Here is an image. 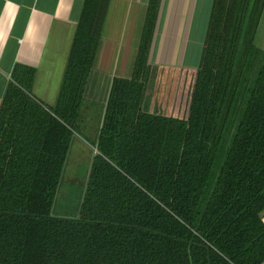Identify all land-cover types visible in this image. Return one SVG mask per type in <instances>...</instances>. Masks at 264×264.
Returning a JSON list of instances; mask_svg holds the SVG:
<instances>
[{"label":"trees","instance_id":"trees-1","mask_svg":"<svg viewBox=\"0 0 264 264\" xmlns=\"http://www.w3.org/2000/svg\"><path fill=\"white\" fill-rule=\"evenodd\" d=\"M160 1L148 0L131 76L112 78L74 215L52 208L110 0L83 1L53 105L32 93L35 67L13 65L0 101V264L264 262V0L212 1L183 117L145 108Z\"/></svg>","mask_w":264,"mask_h":264},{"label":"crops","instance_id":"crops-1","mask_svg":"<svg viewBox=\"0 0 264 264\" xmlns=\"http://www.w3.org/2000/svg\"><path fill=\"white\" fill-rule=\"evenodd\" d=\"M83 1L0 0V101L13 65L21 63L36 69L33 95L45 104H54ZM212 1H160L149 62L158 67L159 73L172 68L185 71L173 101H169L168 113L185 112L197 69L187 62L188 53L193 52L189 44L193 34V42L197 43L198 29L207 25ZM147 3L148 0H110L85 86L84 103L99 102L104 108L112 78L131 76ZM92 150L94 154L96 148L92 146Z\"/></svg>","mask_w":264,"mask_h":264},{"label":"rangeland","instance_id":"rangeland-1","mask_svg":"<svg viewBox=\"0 0 264 264\" xmlns=\"http://www.w3.org/2000/svg\"><path fill=\"white\" fill-rule=\"evenodd\" d=\"M206 28L207 25L198 29V35H195L197 43L193 42L194 34L191 37L189 47L193 46V52L191 55H189L190 52L188 53L187 62H191L193 65L192 69H195L199 64ZM254 43L259 48V58H261L264 54V10L256 29ZM158 70L154 76L155 79L151 81L149 88L151 95H149L147 105L145 106L146 110L156 113L160 111L177 117L186 116L187 104L185 105V112L181 111L177 114H171L170 110L168 113V110H166L167 105H163L161 109L155 105L156 103H161V101L163 104L165 100L167 101V98L168 100L170 99L169 101H173L177 85L184 78L183 76L185 75H182V73H185V71L181 72L179 68H172L165 73H159ZM186 76L189 79L191 77L190 74ZM171 103L169 104L168 102V105H171ZM89 105L90 102H83L80 109L77 120L78 134L74 135L75 138L71 141L67 155L68 162L63 168L59 182L58 190L62 192L60 195H57L52 208L55 214L68 213V215H74L77 212V206L85 188L90 159L93 154L92 142L98 133L103 114V105L101 103L96 102Z\"/></svg>","mask_w":264,"mask_h":264},{"label":"water","instance_id":"water-1","mask_svg":"<svg viewBox=\"0 0 264 264\" xmlns=\"http://www.w3.org/2000/svg\"><path fill=\"white\" fill-rule=\"evenodd\" d=\"M73 138H75V137H73ZM73 138H72V140L71 141H73ZM70 145H71V143H70ZM68 162V157L66 158V162H65V164ZM54 214V213H53Z\"/></svg>","mask_w":264,"mask_h":264}]
</instances>
